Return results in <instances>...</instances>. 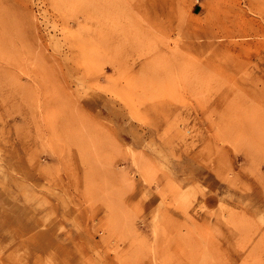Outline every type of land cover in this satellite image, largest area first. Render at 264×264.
<instances>
[{
  "label": "rangeland",
  "instance_id": "rangeland-1",
  "mask_svg": "<svg viewBox=\"0 0 264 264\" xmlns=\"http://www.w3.org/2000/svg\"><path fill=\"white\" fill-rule=\"evenodd\" d=\"M0 264H264V0H0Z\"/></svg>",
  "mask_w": 264,
  "mask_h": 264
}]
</instances>
